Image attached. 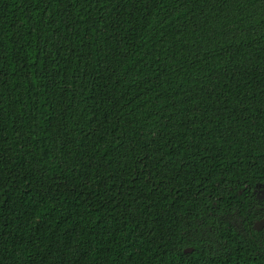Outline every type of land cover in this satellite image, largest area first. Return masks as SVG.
<instances>
[{
	"label": "trees",
	"instance_id": "obj_1",
	"mask_svg": "<svg viewBox=\"0 0 264 264\" xmlns=\"http://www.w3.org/2000/svg\"><path fill=\"white\" fill-rule=\"evenodd\" d=\"M257 185L264 0H0V264H264Z\"/></svg>",
	"mask_w": 264,
	"mask_h": 264
},
{
	"label": "flooded vegetation",
	"instance_id": "obj_2",
	"mask_svg": "<svg viewBox=\"0 0 264 264\" xmlns=\"http://www.w3.org/2000/svg\"><path fill=\"white\" fill-rule=\"evenodd\" d=\"M254 193L256 202H254L255 217L252 226L259 233L260 239L264 240V185H257Z\"/></svg>",
	"mask_w": 264,
	"mask_h": 264
},
{
	"label": "water",
	"instance_id": "obj_3",
	"mask_svg": "<svg viewBox=\"0 0 264 264\" xmlns=\"http://www.w3.org/2000/svg\"><path fill=\"white\" fill-rule=\"evenodd\" d=\"M192 250H193L192 247H189V248H186V249H185L186 252H189V251H192Z\"/></svg>",
	"mask_w": 264,
	"mask_h": 264
}]
</instances>
